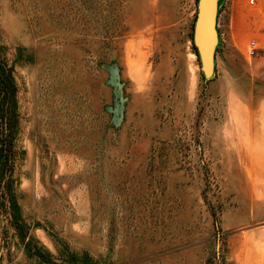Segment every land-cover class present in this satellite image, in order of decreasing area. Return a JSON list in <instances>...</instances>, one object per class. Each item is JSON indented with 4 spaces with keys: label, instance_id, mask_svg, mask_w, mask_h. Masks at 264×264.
<instances>
[{
    "label": "rangeland",
    "instance_id": "374dc122",
    "mask_svg": "<svg viewBox=\"0 0 264 264\" xmlns=\"http://www.w3.org/2000/svg\"><path fill=\"white\" fill-rule=\"evenodd\" d=\"M248 1L217 4L205 79L198 0H0L24 225L0 206V264H264V0Z\"/></svg>",
    "mask_w": 264,
    "mask_h": 264
},
{
    "label": "trees",
    "instance_id": "16d2710c",
    "mask_svg": "<svg viewBox=\"0 0 264 264\" xmlns=\"http://www.w3.org/2000/svg\"><path fill=\"white\" fill-rule=\"evenodd\" d=\"M19 120L13 70L0 56V206L2 214L13 218L10 224L21 232L24 225L17 218L15 211L12 179L16 157L14 144L19 130ZM23 232L25 237L26 232Z\"/></svg>",
    "mask_w": 264,
    "mask_h": 264
},
{
    "label": "water",
    "instance_id": "95a60500",
    "mask_svg": "<svg viewBox=\"0 0 264 264\" xmlns=\"http://www.w3.org/2000/svg\"><path fill=\"white\" fill-rule=\"evenodd\" d=\"M219 0H198L197 13L193 28V45L205 79L214 72L217 32L215 29L217 4Z\"/></svg>",
    "mask_w": 264,
    "mask_h": 264
},
{
    "label": "built area",
    "instance_id": "2783aa9c",
    "mask_svg": "<svg viewBox=\"0 0 264 264\" xmlns=\"http://www.w3.org/2000/svg\"><path fill=\"white\" fill-rule=\"evenodd\" d=\"M248 3H249L250 5H252V4L254 3V0H249ZM248 48H249V56L251 57V56L254 55V52H255V50H256L255 42H250Z\"/></svg>",
    "mask_w": 264,
    "mask_h": 264
},
{
    "label": "bare ground",
    "instance_id": "6f19581e",
    "mask_svg": "<svg viewBox=\"0 0 264 264\" xmlns=\"http://www.w3.org/2000/svg\"><path fill=\"white\" fill-rule=\"evenodd\" d=\"M215 23H216V22H215ZM193 82H194V81L191 80V83H192V84L190 83L191 87H193Z\"/></svg>",
    "mask_w": 264,
    "mask_h": 264
}]
</instances>
